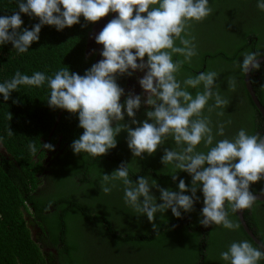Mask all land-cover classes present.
I'll list each match as a JSON object with an SVG mask.
<instances>
[{
	"label": "trees",
	"instance_id": "16d2710c",
	"mask_svg": "<svg viewBox=\"0 0 264 264\" xmlns=\"http://www.w3.org/2000/svg\"><path fill=\"white\" fill-rule=\"evenodd\" d=\"M262 54L264 0H0V264H264Z\"/></svg>",
	"mask_w": 264,
	"mask_h": 264
},
{
	"label": "water",
	"instance_id": "95a60500",
	"mask_svg": "<svg viewBox=\"0 0 264 264\" xmlns=\"http://www.w3.org/2000/svg\"><path fill=\"white\" fill-rule=\"evenodd\" d=\"M264 59V54L257 56V57H253L251 58L245 65L244 68V82H245V86L252 98V100L254 101L255 105L257 106V108L260 110L262 116L264 117V106L263 104L260 102V100L258 99L257 95L255 94V90L252 86V82L250 79V70L252 68L253 65H255L257 62L261 61ZM149 82H151L153 80V74L149 73ZM264 145V133L261 136L260 140L258 141L257 145L255 146L252 156H251V160H252V166L253 168L260 174L264 175V168H262L259 164H258V156L260 153V150L262 148V146ZM264 199V193L261 192H256V193H246L243 194L241 196H239L236 199L235 202V210L237 213V216L239 218V221L242 225V227L244 228V230L248 233V235L253 239V241L255 243L258 244V246L260 247V249L263 251L264 253V243L260 240V238L252 231V229L248 226L244 216H243V211L241 208V203L243 200L246 199Z\"/></svg>",
	"mask_w": 264,
	"mask_h": 264
},
{
	"label": "flooded vegetation",
	"instance_id": "af4514ba",
	"mask_svg": "<svg viewBox=\"0 0 264 264\" xmlns=\"http://www.w3.org/2000/svg\"><path fill=\"white\" fill-rule=\"evenodd\" d=\"M105 20V19H104ZM108 19H106V21H107ZM105 25H106V22H102V20L97 24V34L95 35V36H91V37H96V41L97 42H99L100 41V39H101V37H102V30L104 29V27H105ZM96 42V43H97ZM93 44V43H92ZM97 45V44H96ZM97 47H98V50L100 51V50H102L101 49V46H100V42H99V45H97ZM100 57H101V59L103 60V56L102 55H100ZM149 73V72H148ZM148 73H145V71H143V69H141L140 71H136V74L140 77V80L139 81H137L138 83H140V85H145V87L148 85V83H149V80H148V78H149V75L150 74H148ZM140 87V86H139ZM261 193H264V192H261ZM36 226V225H35ZM35 231H36V228H34L33 229V232L35 233Z\"/></svg>",
	"mask_w": 264,
	"mask_h": 264
},
{
	"label": "clouds",
	"instance_id": "9594fccd",
	"mask_svg": "<svg viewBox=\"0 0 264 264\" xmlns=\"http://www.w3.org/2000/svg\"><path fill=\"white\" fill-rule=\"evenodd\" d=\"M259 164V163H258Z\"/></svg>",
	"mask_w": 264,
	"mask_h": 264
}]
</instances>
